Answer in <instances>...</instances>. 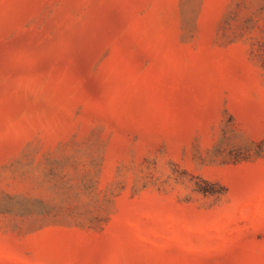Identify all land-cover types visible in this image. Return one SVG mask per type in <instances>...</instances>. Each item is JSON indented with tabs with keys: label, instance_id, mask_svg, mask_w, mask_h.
<instances>
[{
	"label": "rangeland",
	"instance_id": "obj_1",
	"mask_svg": "<svg viewBox=\"0 0 264 264\" xmlns=\"http://www.w3.org/2000/svg\"><path fill=\"white\" fill-rule=\"evenodd\" d=\"M0 264H264V0H0Z\"/></svg>",
	"mask_w": 264,
	"mask_h": 264
}]
</instances>
